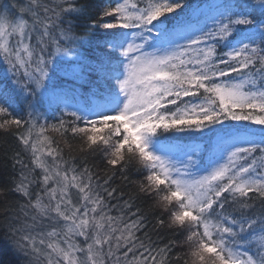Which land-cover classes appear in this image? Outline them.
<instances>
[{
	"label": "snow or ice",
	"instance_id": "snow-or-ice-1",
	"mask_svg": "<svg viewBox=\"0 0 264 264\" xmlns=\"http://www.w3.org/2000/svg\"><path fill=\"white\" fill-rule=\"evenodd\" d=\"M0 139L16 264H264V0H0Z\"/></svg>",
	"mask_w": 264,
	"mask_h": 264
},
{
	"label": "trees",
	"instance_id": "trees-1",
	"mask_svg": "<svg viewBox=\"0 0 264 264\" xmlns=\"http://www.w3.org/2000/svg\"><path fill=\"white\" fill-rule=\"evenodd\" d=\"M3 143V139H0V145H3ZM8 143H12V141L8 140ZM7 164L8 161L5 159L4 151L2 148H0V169H3L5 166H7ZM0 264H16V258L13 256V254L3 247H0Z\"/></svg>",
	"mask_w": 264,
	"mask_h": 264
}]
</instances>
